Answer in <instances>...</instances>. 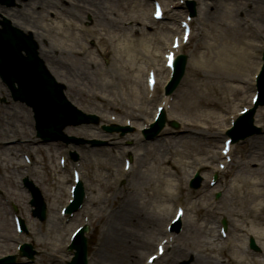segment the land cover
I'll use <instances>...</instances> for the list:
<instances>
[{
	"label": "bare ground",
	"instance_id": "6f19581e",
	"mask_svg": "<svg viewBox=\"0 0 264 264\" xmlns=\"http://www.w3.org/2000/svg\"><path fill=\"white\" fill-rule=\"evenodd\" d=\"M82 2H87L90 6L93 7L94 10L91 12L94 15H97L96 11H99L101 8V4L103 2L101 0L93 1V0H81ZM107 1V0H106ZM122 1V0H120ZM136 4H132V0H124L125 3L119 4V8H122L124 15H129L126 17H123L120 14L117 13H110L107 10L100 11V13L103 17V19L110 25L111 28L116 29V26L120 23L122 26H128L133 24L135 21L140 20L142 18L145 20L143 23L144 26H148V13L147 5L145 2L140 0H135ZM226 3L233 4V2L237 4H247L252 3L250 6L254 7L253 10L250 11L249 15L251 17H257L259 21H264V0H246L240 1V0H224ZM51 0H47L45 4H50ZM74 7L76 9H85L87 8L86 5L81 3H75ZM227 12V11H226ZM224 12V18L227 21L226 24V30H224V34H220L218 37H216V42H220L221 45H218V47H211L209 49V52H205L204 56L197 60V63H195V67L197 68L195 72H198L199 70H205L208 68V75L205 81L206 85L209 86H215L218 84H221L224 86L223 82H213L214 79L212 74L214 71L217 70H235L240 71L241 73L247 74L250 70L252 64L250 61L251 55L253 53H249L245 60H239V51L246 50L244 46H247L249 48L253 47V44H248L243 39H239L233 37V31L231 30V26L233 25L231 22V19L233 17L232 12L229 11L228 13ZM132 14L133 16H131ZM112 15V16H111ZM48 25V24H47ZM55 28L57 29V35L60 38H63L62 40L64 42H59V44L55 45V48H63L64 45H69L71 48L72 53L74 52V43H77L79 40V36L75 34L73 28L67 23V21L61 20L58 23V26L55 25ZM52 30V28H51ZM124 31H128V29H124ZM53 32V30H52ZM154 38H151L150 36L143 34L142 38L135 39V40H129V47L126 48L127 51L130 50L131 59H133L136 62H141L143 60L146 61V57H153L156 56V52L160 48V43H162V38L164 36V33L161 31L155 32ZM124 36L126 39L129 37H132L129 33H124ZM214 39V40H215ZM236 43L235 45H232L233 41ZM66 41H70L71 43L68 44ZM208 45L204 46L207 47ZM243 46V47H240ZM203 45L200 46L202 48ZM238 47V49H237ZM142 48V49H141ZM215 48V49H214ZM152 49V50H151ZM45 55L47 56V51H44ZM70 64L67 63L66 67H69ZM248 68V69H247ZM53 70V69H52ZM56 75V74H55ZM212 76V78H210ZM200 83L195 82V79L192 81L191 88H187V90L191 89V92L188 96H185L189 92L187 90L183 91L181 93L182 100L189 98V102H186V104H183L185 107H195L197 102H202L205 98L212 97L216 93L213 91V87H210L205 90V87L203 85H199ZM79 85L82 87L81 91L86 92L87 86L90 85H98V86H104V82H99L94 80L90 74L87 71H84L83 75L79 77ZM72 92L74 91L75 94L80 93L78 89H75L72 85ZM227 90V95L225 98L230 99L231 95H235L237 91V87L233 85H227L225 87ZM71 92V93H72ZM132 96H136V94H132ZM264 122V118L262 120ZM192 124H197V122H192ZM188 138L182 137L179 139L180 145L185 146L187 144H192L188 141H186ZM166 142V141H164ZM172 144V143H169ZM262 148V147H261ZM101 151L99 153L102 154L105 150H98ZM256 153H259V151H264V149L257 148ZM181 154V157L177 159V163L180 165L178 169L187 171L188 168H190V162L187 159L186 153H179ZM98 156V155H97ZM104 156V155H103ZM103 156H100L102 158H99V162L102 163L101 160H103ZM219 156L214 155V159H217ZM189 158V157H188ZM169 161V157L166 155H163L161 159H159L158 167H156V173L154 174L155 181H157V185L154 189H150L152 191L151 195H160V194H167L170 195V190H168L171 185H173V179L171 177V174H165V170H163L159 165H165ZM249 165L252 164V162L248 163ZM160 171V173L158 172ZM255 172V171H253ZM260 172L263 175L262 171ZM251 179H246L245 181H249ZM140 191L148 192V183H141L139 182ZM101 193H99L98 198L100 197ZM150 195V194H148ZM144 196L146 197V194L142 196V194H139L137 198L135 197L133 202H129L126 206H124V209L119 212H113L110 216L112 221H110V225L108 228V235L105 238L104 244L100 250L98 261L99 264L103 262L104 260L110 261L114 264H131L130 259L131 255L137 256V251L141 250L143 248H153L155 243L154 240L149 239L147 237L148 233H153V236L155 237L158 235V232L160 233L162 231V223L163 220L162 215L158 211H154L156 215L154 216L149 215V217L144 213V208H142L144 204H146L147 200L144 201ZM255 196L258 197H264V194H262L259 191H255ZM148 197V196H147ZM146 197V198H147ZM96 200L95 198H93ZM245 202V200H243ZM264 208V206H262ZM255 218L259 217V213L254 210L253 213H251ZM153 217V218H152ZM159 225H161L159 227ZM149 227V228H148ZM159 227V228H158ZM148 228V230H147ZM259 234L258 236L261 239H264V231L258 230ZM1 238V236H0ZM155 239V238H154ZM210 243V242H208ZM236 250L233 254H231L230 257H226L225 260H216V264H243L248 262V264H262L261 260L257 258V256H253L252 252H250L247 248H245L242 245H236ZM235 248V246L233 247ZM232 248V249H233ZM188 250V246L186 245L185 248L182 250V254L186 255ZM209 249L205 250L202 249L201 255L198 254L195 262L196 264H211V256L208 254Z\"/></svg>",
	"mask_w": 264,
	"mask_h": 264
},
{
	"label": "rangeland",
	"instance_id": "374dc122",
	"mask_svg": "<svg viewBox=\"0 0 264 264\" xmlns=\"http://www.w3.org/2000/svg\"><path fill=\"white\" fill-rule=\"evenodd\" d=\"M209 2H210V0H209ZM116 3H117V0H114L113 3H108V5L109 6H112V4L114 5ZM252 3H250V4H252ZM250 4L249 5L242 4L243 7L241 8L240 7V4L234 3L233 5L231 4L226 9L227 12L226 11L225 12L226 13H228L229 11L232 12L233 17L231 19V22H232L233 25L231 26V30L230 31H233V37H235V40H236V38L243 39V40L247 41V44H249L251 41L248 40L247 38H250V39H252L254 41V43L257 44V42L255 41L254 36L251 33V31L254 34L259 33L261 35H264V23L261 22V21H257L256 20L257 17L255 16V18L254 19H250L251 22H249L248 24H246L247 26H245V24H242L241 20L239 19L241 16L238 15V12H237L238 9H239V11H242L244 13V15L247 14V10H249L250 8L252 10L254 9V7L250 6ZM149 9L151 11V7L150 6H149ZM221 9H222L221 8V5H220V7H219V9H218L217 12L214 11V8H213V10L211 11V13L208 14L210 16L209 17L210 18V21L207 20V22L209 24V28H211V31L213 30L212 33L215 34V35H217V36L220 33L221 34H224V30H226V28H227L226 27V24H225L227 21L225 20L224 16H222ZM2 13L5 14L4 12H2ZM43 14L44 13H35L34 16L31 17V19H25V21L22 22V25H33V26L36 25V26H40L42 24V21L44 22V20H45V19H43ZM137 28L139 29V31H136V30H138ZM137 28L135 29V31H132V32L129 33L131 35L134 34L135 35V38H139L141 35H143V33L149 34V36H151L152 33H154L155 31L158 30L157 28H155L154 26H151V25L148 26L145 29L144 28H141L140 26L137 27ZM74 32L77 34V31L76 30H74ZM200 32H201V30L198 29V33H200ZM166 35H167L166 40H164L163 44H160V47H161V45H164L167 42V40H168V33ZM131 39L133 40V37H130V40ZM232 41H233L232 44H235L234 40H232ZM86 42L87 41H85V43ZM125 43H127L126 37L121 36V38L119 39V44L122 46ZM195 44H196V41L195 42L193 41L191 43V45L185 51L187 54H189V56H190L191 59H194V57H195V53H194ZM215 45H217V44H215ZM43 47L46 48V46H44V45H43ZM240 47H243V46H240ZM244 47L247 50H245L244 52L241 51V50L239 51L240 53H242V55H239V57L241 59H244V56L246 55V53L248 51L247 46H244ZM237 49H238V47H237ZM49 55L51 57L52 53H49ZM149 58L146 57V59H149ZM73 59H76V57H73L72 55H69V56L66 57L65 60L66 61H70V60H73ZM80 60H81V58H80ZM159 60H160V58L158 59L157 62H159ZM50 61H52V60H50ZM50 61L47 59L48 65H52ZM81 61H79V62L81 63ZM143 62L144 61H142L141 63H132V62L129 63V66L127 68V71H128V73H127V80H128V86L129 87H130V84L133 83V82L130 81V79H134V74H137V71H140L143 74L142 75V78L144 79ZM253 63H255V61ZM77 66H79V65L77 64ZM252 70H253V68H252ZM204 71L205 70H199V73H206ZM228 72L230 73V76H234V78H237V80H240V81H241V79H247L248 78V76L244 75V73L233 72V71H231V72L228 71ZM215 73L218 74V75L219 74L220 75H227V73L224 72V70H217ZM250 73H251V71H250ZM250 73H248V75ZM117 74H118L117 71H115V70L112 71V74L109 75V76H107L106 77V80L109 81L111 78L116 77ZM62 77H64V75L60 73L59 78L61 79ZM64 79H65V81H67L66 78H64ZM99 80H105V79L104 78H101V79H98V81ZM133 87H135V84L134 83H133ZM218 87H223V86L220 85ZM4 90H5L4 86L2 84H0V93H2V92L4 93ZM99 90L103 91L102 89H99ZM113 92L116 93V90H113ZM242 92L240 90H237L236 93H235L237 96H239L238 97L239 99L243 98L242 97ZM68 93H71V92L68 91ZM105 93H108V92H105ZM189 93H191V92H189ZM67 95L69 96V94H67ZM111 95H113V94H111ZM71 97L70 98L73 99V101L76 104H78L81 108H83V109H85L87 111H90V109L92 108V106L94 105L95 102H97L98 104H101L100 102H98L97 100H95V98L93 96H92L93 99L90 98V97H84V99H83L79 95L77 96L76 94H73V95L71 94ZM7 99H8V96H7ZM210 99H214L215 102L210 101ZM234 99H235V96H232V99L227 102L226 100H224V95L220 91L219 93H217L213 97L205 99L204 102H203V105H201L199 107H196V108H191V107L185 108L182 103L181 104L179 103V104H177V109H178V111L180 113H182L187 118H194L196 115H202V116H204L205 118H207L209 120H217V121H220L221 117H223L224 114H226V113H228V112H230L232 110H237V107H235L236 104H237V102H235ZM206 100H209V101H206ZM236 101H237V99H236ZM207 103H210V105H212V104H214V105L211 106L212 108H207V105H209ZM16 108L19 110V117L16 118V120L18 122L22 123L23 120H24L23 116L25 114V108L24 107H20L19 105ZM0 109L6 110V112H7V115L6 114H3V113L0 114V120H5L3 123L0 122V124L5 125V124H7L6 121L9 122L12 119L15 120V118H13L10 115V110L13 109V108L9 104V100H8L7 103L1 102L0 103ZM5 115H6L7 118L5 117ZM70 132H71V134L78 135L79 137L92 138V137H90V135L92 133L86 131V129H84L83 127H81V128L79 127V128H76V129L70 128ZM82 148L84 150H87L85 147H82ZM194 153L195 152H192V154H194ZM104 155H107V156H104L103 157V160H104V163L105 164H98L99 159L96 162L95 159H97L96 158L97 156H95V155H94V157H92V160L89 159L87 161V163H86L87 170H88V175H89V178L91 179V183H92V188H93L94 195L96 194L98 196L99 193H101L100 198L99 199H96L97 201H96L95 205L92 204V202H91V206H90L91 210L94 211V216H95V219L97 220V223H95L96 226H97V224L99 223V221L102 218V216H99L100 215V212H102V210L104 208V204H106L108 202V198L107 197L111 193V189L108 188V186H109L110 183H112V178L115 175L116 169H117V166H118V164L117 165H114V163H111L110 162V158L108 160V157H110V155L108 153L107 154L105 153ZM150 156H154V155L150 154ZM259 159L261 160L262 158L259 157L256 160H259ZM156 161L157 160H155V162H153V165H152L155 168L158 167ZM105 168H109V169L106 170ZM161 168H164L165 170H166V168H168L167 171L169 170L170 172H173V173H174V170H175L174 169V164H167V166L164 165ZM54 169H51L50 167H48V168H43L42 167L40 169V170L45 171V173H46V176L44 177V180L46 181V184L45 185H46L47 188L50 187V190L53 189V184H51V183L52 182H54V183L57 182V179L59 181V179L61 177V174H60L61 172L55 171ZM56 172L58 174H56ZM252 172L253 171L250 170V168L249 169L248 168H244L243 172L240 171L239 174H238L239 180H237L238 179V177H237L236 178L237 181H235L234 183H236V185H238L240 182L241 183H244L245 182V181H242V178L243 179H247V178L255 177L254 174H252ZM145 173H147L146 172V169H145ZM155 173H156V169H155L154 174ZM154 174L151 173L147 177L144 176V179H141V181H144L145 183L147 182L148 183V186L151 187V184L152 183H154V182L156 183L157 182V181H155ZM240 177H241V179H240ZM7 180H8V178L7 179H4V180L3 179L2 180L0 179V184L3 187H5L8 190H10V192L12 193L11 187H9L10 184H6V181ZM16 186H17V188H19L18 184H16ZM54 186H55V184H54ZM60 187H61V184H58L57 190H59ZM64 188H65V194H64V196L66 197L67 196V192H68V187L67 186H64ZM237 190L238 189H236V188L235 189L234 188H231L230 194H231V199L233 200V205L230 204L227 207V209H231V210H233L236 213H244V211L239 206H235L234 205L235 204L234 202L236 200L235 197L237 195H240V193H241V191H237ZM172 191H173V188H172L171 192ZM149 193H151V192H149ZM106 194H107V196H106ZM141 194L144 195L143 193H141ZM13 196H14V194H13ZM24 197H25V195H24ZM148 199H149V201L153 199V201H152V203H153L156 200V195H154V196H152L151 198H148ZM157 200L159 202H160V200L161 201H165L164 198H162L161 196H159L157 198ZM260 202H261V200L257 201L256 203L259 204ZM4 215L8 219L9 222L6 221L5 218L3 219ZM251 220H252V218H249L247 216V221H251ZM257 222L259 223L258 225L260 227H263L264 226V223H260L259 221H257ZM34 224H36V222H34ZM39 231H40V235H41V239L42 240H46V241L50 240L45 235V233L43 231H41V230H39ZM212 231H214V230H212ZM13 232H14V227H13V224L11 222V218L9 216L8 209L6 208L5 205H4V207H1L0 206V236H1V238H0V253L12 252L13 251L14 245H13L12 242H9V240H8L9 235L12 234ZM64 232H68V231L66 229H64L61 232H59L61 234V237L58 236L59 233L58 234L56 233L55 234V239H51L53 241V245L51 247V248H53V250H56L59 245L63 244V242L65 240L64 239ZM93 237L94 238L96 237V232L95 231H94ZM193 239L197 240L200 243L202 240L206 239V237H205V234H199V235H195L193 237ZM63 246H64V244H63ZM44 253H48V251H44L42 257H44ZM46 256H49V254L46 255ZM133 259L136 260V257H134ZM260 259H262V258L260 257ZM50 260L52 261V256H50ZM44 263L45 264H49L50 261L47 260V259H45L44 260ZM110 263H108V261H105V263H103V264H110Z\"/></svg>",
	"mask_w": 264,
	"mask_h": 264
},
{
	"label": "snow or ice",
	"instance_id": "6c2138e0",
	"mask_svg": "<svg viewBox=\"0 0 264 264\" xmlns=\"http://www.w3.org/2000/svg\"><path fill=\"white\" fill-rule=\"evenodd\" d=\"M169 59L171 60V59H172V57H169Z\"/></svg>",
	"mask_w": 264,
	"mask_h": 264
}]
</instances>
